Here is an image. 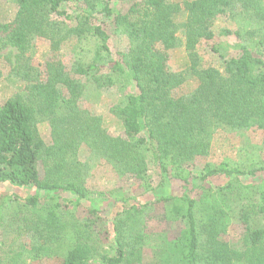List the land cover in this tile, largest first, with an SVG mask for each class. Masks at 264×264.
Here are the masks:
<instances>
[{"label":"trees","instance_id":"trees-1","mask_svg":"<svg viewBox=\"0 0 264 264\" xmlns=\"http://www.w3.org/2000/svg\"><path fill=\"white\" fill-rule=\"evenodd\" d=\"M8 1L16 11L12 20L0 19V56L14 52L13 72L29 85L25 95L0 106V184L32 192L0 195V264L141 262L144 235L133 219L152 203H162L165 218L184 225L156 264H264V179L242 181L264 174V163L220 161L197 174L190 169L195 157L209 156L216 133L264 132V0ZM215 19L233 25L221 30L222 42L210 44L221 67L198 68V46L214 40L208 24ZM120 34L128 49L110 58L108 41ZM37 38L46 39L52 53L42 77L31 74L26 56ZM64 46L73 51L70 71L58 57ZM181 46L195 79L189 92H181L186 73L166 63L167 52ZM85 80L130 87L118 109L122 137L111 136L100 116L79 109ZM40 123L50 126L49 144L38 134ZM81 145L90 160L134 177L151 197L143 205L119 199L108 225L112 252L75 214H62L86 201L88 212L99 215L86 187L88 164L77 156ZM149 165L159 173L154 187ZM215 178L222 181L215 187L202 184ZM173 180L181 195L172 194ZM231 209L240 211L244 226L241 250L219 239Z\"/></svg>","mask_w":264,"mask_h":264},{"label":"rangeland","instance_id":"rangeland-1","mask_svg":"<svg viewBox=\"0 0 264 264\" xmlns=\"http://www.w3.org/2000/svg\"><path fill=\"white\" fill-rule=\"evenodd\" d=\"M16 7L8 0H0V19L12 20ZM183 16L178 18L179 21ZM208 28L214 35L213 41L202 40L198 46V68L207 66L220 68L221 61L218 54L210 50V44L217 45L222 42L223 37L220 32L224 28H233L229 22L221 19H215L208 24ZM110 58L115 57L116 51L125 53L128 49V41L124 34L116 38L111 37L108 41ZM223 48V47H222ZM223 53V49L220 50ZM9 51L4 50L0 56V106L16 93L26 94L29 84L25 77L13 72L16 65V59ZM167 67L172 72H185L187 83L181 88V92H189L195 84V79L191 75L190 59L186 51L181 46L177 49L167 52ZM49 42L43 38H37L29 52L26 54L29 58V66L33 76L42 77L45 62L51 57ZM58 57L63 61L67 71L73 61V51L71 47L64 46L58 52ZM110 58L108 60H110ZM105 63V62H104ZM22 71V69H21ZM194 75V74H193ZM85 87L82 95L77 98V105L81 110H87L90 114L100 116L104 120L107 132L113 137H122L124 135L119 107L125 103L126 95L130 92L127 85H113L97 87L90 80H85ZM38 134L46 143H50V126L47 123H40L37 127ZM78 159L88 164V174L86 176V187L91 192L92 198L96 200L99 208V215L89 213L86 207L88 202H82V207L68 206L62 211L63 215L75 214L77 218L93 233H98L102 245L112 252L109 246L111 234L109 233L110 221L115 210H118L121 202L119 199L124 197L135 198L136 203L145 204L151 201V197L145 195L144 187L140 181L129 175H121L116 167L103 160L92 161L89 159L90 153L85 145H81L77 153ZM220 161H228L237 165H248L251 163H264V132L262 130H250L247 132H218L214 135L211 144V151L208 157H195L191 162L190 169L194 174L199 173L206 164H217ZM40 176L43 177L42 167H39ZM149 183L151 186L159 182V173L154 166L149 165L148 172ZM264 179V174H258L255 177H246L244 183H259ZM222 181L219 179H209L202 183L205 188H212L219 185ZM180 182L173 180L170 190L173 195H181L179 188ZM32 191L26 189H17L7 185L0 184V195L15 194L25 196ZM198 197V195L196 196ZM131 201L130 203H133ZM141 214L133 219L135 226L142 230L144 241L142 246L141 262L133 264H156L161 259L162 251L167 240H174L180 237L184 230V225L177 221H169L165 218V210L162 203H152L142 207ZM113 213V214H112ZM227 231L219 237L220 240L229 244L235 250L243 248L244 226L241 223L240 211L231 209L227 215ZM132 219L125 224V233L132 227ZM6 235L2 233V236ZM27 242V241H26ZM28 264H62L58 258H44L42 260L30 261Z\"/></svg>","mask_w":264,"mask_h":264}]
</instances>
